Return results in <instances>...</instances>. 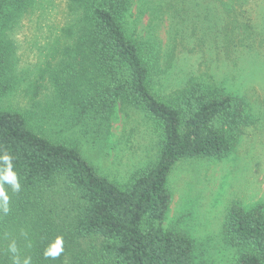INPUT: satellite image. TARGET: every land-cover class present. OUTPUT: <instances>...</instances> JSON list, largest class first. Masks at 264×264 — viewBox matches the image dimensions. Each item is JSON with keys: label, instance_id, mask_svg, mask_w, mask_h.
<instances>
[{"label": "trees", "instance_id": "1", "mask_svg": "<svg viewBox=\"0 0 264 264\" xmlns=\"http://www.w3.org/2000/svg\"><path fill=\"white\" fill-rule=\"evenodd\" d=\"M66 1L65 32L72 38L69 49L73 54L70 66L80 67L79 76L89 70L86 81L95 88L91 104L101 111L98 124L105 126L118 103L136 106L161 130L157 155L142 171L115 182L100 174L78 147L35 129L24 113L0 107V151L15 157L14 170L21 183L19 193L5 185L10 212L0 214V264L8 262L3 241L11 232L24 230V242L32 246L25 254H31L27 256L32 264H195L193 241L163 227L170 204L167 177L180 160L226 157L248 124L244 100L191 79L170 93L154 91L152 57L123 23L129 0ZM156 1L149 0L150 6L154 8ZM159 1L163 3L157 13L169 9L173 18L178 14L176 2L187 0ZM189 1L209 3L206 13L212 15L206 19V37L192 23L188 38L195 40L196 47L220 38L227 57L244 62L264 59V0ZM32 2L0 0V11L5 10L3 15L10 20ZM11 45L0 41V97L7 88L4 81L11 80ZM4 47L9 49L5 54ZM73 79L80 83L83 78ZM53 189L69 193L74 204L69 232L58 230L64 238V252L55 260L43 256L52 234L43 228L48 227V219L41 217L42 201ZM55 222L51 219L50 224ZM223 232L237 251L234 264H264L260 205L231 206ZM86 242L88 249L82 247ZM70 245H74L71 250Z\"/></svg>", "mask_w": 264, "mask_h": 264}, {"label": "rangeland", "instance_id": "2", "mask_svg": "<svg viewBox=\"0 0 264 264\" xmlns=\"http://www.w3.org/2000/svg\"><path fill=\"white\" fill-rule=\"evenodd\" d=\"M162 3L157 0L153 8L149 0H129L123 19L128 34L141 40L145 53L152 57L154 91L170 93L190 79L211 84L222 93L242 98L248 120L226 157L189 158L173 165L167 177L170 204L163 227L193 241L195 264H234L237 251L223 232L227 211L231 206L250 209L257 205L264 211V59L244 62L227 57L220 38L196 47L188 36L192 23L201 27L205 37L209 34V3L176 2L178 14L173 18L169 9L162 16L157 13ZM3 12L0 41L8 47L12 44L14 54L11 80L4 81L7 88L0 107L24 113L35 129L78 147L109 180L124 182L148 166L157 155L161 135L156 122L136 106L118 103L102 128L98 124L101 111L91 104L95 88L86 81L89 70L80 74V83L73 79L80 77V67L70 66L67 1L33 0L10 20ZM3 49L4 54L9 50ZM73 207L69 193L53 189L44 197L41 217L48 219V227L43 228L52 234V242L61 236L59 229L69 232ZM51 219L56 222L50 224ZM26 231L11 232L3 241L7 247L16 242L21 260L32 251L24 242ZM89 245L86 242L82 247ZM3 251L7 264H12L8 249Z\"/></svg>", "mask_w": 264, "mask_h": 264}, {"label": "clouds", "instance_id": "3", "mask_svg": "<svg viewBox=\"0 0 264 264\" xmlns=\"http://www.w3.org/2000/svg\"><path fill=\"white\" fill-rule=\"evenodd\" d=\"M15 157L7 150L0 151V214L7 215L10 212V197L5 190L7 185L13 193L21 191V183L18 173L14 170ZM8 252L11 254L12 264H32L31 257H25L23 260L18 255V249L15 241L8 245ZM64 252V238L57 236L55 240L45 248L44 258L55 260Z\"/></svg>", "mask_w": 264, "mask_h": 264}]
</instances>
